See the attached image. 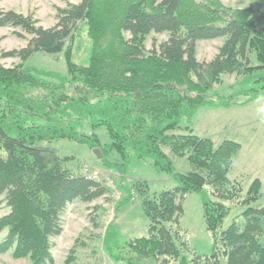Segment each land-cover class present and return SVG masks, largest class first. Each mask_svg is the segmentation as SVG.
<instances>
[{
	"label": "trees",
	"instance_id": "obj_1",
	"mask_svg": "<svg viewBox=\"0 0 264 264\" xmlns=\"http://www.w3.org/2000/svg\"><path fill=\"white\" fill-rule=\"evenodd\" d=\"M55 18L54 26L43 28L32 16L0 9V28L28 36L15 33L25 46L0 52V59L19 60L0 65V196L9 208L0 218V233L8 231L1 252L11 250L14 259L29 264H52L50 239L62 231L65 207L107 194L95 180L72 174L64 166L68 158L49 146L68 140L98 149L103 165L119 173L132 159H148L177 181L151 197L146 184L136 185L147 236L119 242L108 225L103 248L114 262L192 264L178 245L181 202L208 186L214 200L203 197L202 208L212 253L195 257L208 264H264V206H251L260 198V183L255 179L242 195V186L228 179L239 145H214L189 127L172 133L183 117L211 105L208 94L222 75L264 69V30L257 34L254 10L220 0H81L57 8ZM83 27L89 41L84 65L73 61ZM152 33L168 38L148 50ZM215 39L223 41L214 58L199 62L197 43ZM37 52L62 54L66 76L24 68ZM251 55L257 66L250 65ZM174 159L184 160V172L174 170ZM222 202L245 209L241 221L219 232L229 213Z\"/></svg>",
	"mask_w": 264,
	"mask_h": 264
},
{
	"label": "rangeland",
	"instance_id": "obj_2",
	"mask_svg": "<svg viewBox=\"0 0 264 264\" xmlns=\"http://www.w3.org/2000/svg\"><path fill=\"white\" fill-rule=\"evenodd\" d=\"M81 0H0V9L13 10L24 16H32L37 25L50 28L56 24V9L65 8L67 4H78ZM232 8L251 7L255 12V29L260 35L264 30V0H220ZM15 33L28 36L18 28H0V52L17 50L25 46V41ZM128 37V35H126ZM167 34H150L146 37V49L158 46L166 41ZM223 39L199 41L196 45V59L210 62L217 53ZM73 46V61L84 65L89 49L85 28ZM251 66H257L251 55ZM19 63L16 58L0 59L5 68ZM26 69L38 72L54 73L66 76L63 55L55 57L42 52L34 53L23 62ZM208 94L211 105L198 108L190 117H183L174 134L186 132L200 138L210 139L214 145L222 141H231L239 145L233 157L228 174L230 181L238 182L244 195L250 184L257 179L260 183V198L252 204L264 206V69H255L245 75H222L221 82ZM98 134L102 137L104 131ZM59 157H67L65 168L74 175H82L95 180L107 189V194L90 203L74 201L68 204L61 214L62 231L50 239L52 264H119L103 248V237L108 225L112 227L119 242L147 236L148 221L143 214L141 197L136 191L137 184H146L147 195L151 197L162 191L172 190L177 186L175 178L164 171L157 170L150 160H130L123 172L112 170L103 165L86 145L68 140L50 143ZM176 172H184V160L173 161ZM211 189L205 186L202 193H187L182 202V214L178 219L181 240L178 245L181 255L192 264H208L202 258L212 253V237L206 230L203 220L202 198L210 195ZM229 208L220 231L225 230L233 221H241L245 207L230 202H222ZM9 208L5 197L0 196V218L7 215ZM7 229L0 233V244L5 241ZM181 243L185 244L181 245ZM150 261L149 264H160ZM195 262V263H194ZM0 264H29L28 259H14L12 251L1 252ZM170 264H177L171 262ZM211 264V263H210ZM220 264H226L221 259Z\"/></svg>",
	"mask_w": 264,
	"mask_h": 264
},
{
	"label": "water",
	"instance_id": "obj_3",
	"mask_svg": "<svg viewBox=\"0 0 264 264\" xmlns=\"http://www.w3.org/2000/svg\"><path fill=\"white\" fill-rule=\"evenodd\" d=\"M93 154L96 156L97 159H101V153L98 149H93Z\"/></svg>",
	"mask_w": 264,
	"mask_h": 264
}]
</instances>
